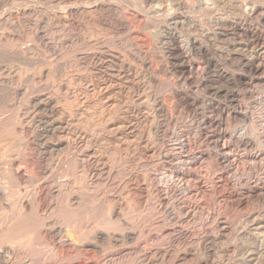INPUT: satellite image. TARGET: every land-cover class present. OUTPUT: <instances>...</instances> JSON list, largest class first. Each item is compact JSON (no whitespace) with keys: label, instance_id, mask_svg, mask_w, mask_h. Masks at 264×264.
Wrapping results in <instances>:
<instances>
[{"label":"bare ground","instance_id":"bare-ground-1","mask_svg":"<svg viewBox=\"0 0 264 264\" xmlns=\"http://www.w3.org/2000/svg\"><path fill=\"white\" fill-rule=\"evenodd\" d=\"M5 1L7 2V0H2L1 2ZM63 1L59 0V2ZM90 1L70 0V3H62L65 5L63 6L66 14L70 17L69 20L63 22L50 21L48 16L47 20L49 21H0V90L9 88L13 91L12 95H16L17 97L15 102L12 103L16 107L17 114H13L14 110L13 113L11 111L13 116L10 113L7 116V111L10 112L9 110H12L11 107L0 106V264H7L12 259H15L16 257L13 258L15 254L26 257L30 253L31 250L28 251L26 248L27 236L31 237L32 240H37V243L35 241L33 243L38 244V249H35L36 247L34 248L36 251L38 250V253L34 249L32 250H34V254L37 253L38 255L35 254L34 256L32 254L33 251H31L33 256L30 255V257H36L37 259L39 256L41 258V261L39 260L41 264L48 260V263H50V260L53 263L56 258L55 256L58 254L56 253L58 251H56V255L54 256V248H57L54 246V243L63 242H69L74 250L84 245H91L97 250L99 254L96 255L100 257L99 259L96 257V260H92L94 257L92 259L89 257L90 260H81L82 262L80 264H126L125 259L132 256L134 258L133 264H165L168 261L170 264H235L238 261L235 259L236 248L231 259H221L223 258L220 255L221 251L226 247V243L224 244V248L222 246L227 233V227L222 217L217 214V216L210 215L209 212L205 214V211L209 209L208 202H210V198L208 199V196H213L217 191L220 192L224 184L223 180L225 179H223V163L221 164V159L218 157V154L212 155L211 153L209 155L206 154L207 152L205 153L201 150L193 156L189 166L179 167L176 162L179 156L175 153L176 150L170 147L169 143L165 140V132H167L166 129L169 127L170 129H174L179 125V120H181L179 115L182 114V111L191 109H194V116L193 114L192 116L194 118L195 128L193 126L191 127V125H189L190 127L187 126L189 128L186 130V140L188 141L189 151L200 146L201 141H203H200V136L203 132L205 133L209 128L213 127L218 131L217 129H219L218 127L222 121V111L219 108L216 109L217 106L215 107L217 117L207 116L205 107L203 109L201 108V110H195V107L199 103V97L192 91L193 88L190 89L191 85L195 83L205 84V81H203V78L202 80L201 78L198 80L199 74L197 75V69L195 70L193 64L197 63L200 67V72L205 75L212 71L216 79L222 81L233 80V74L223 70L224 65L222 67L223 69L218 65L216 56L219 48L222 49V47L219 46L217 38L221 34L223 35L225 32L224 28L226 29L227 27L232 30L234 35L242 34L247 36V38L250 37L248 40L257 38L258 41V33L250 25L246 26V28H242L243 26L240 27V21L230 23L226 21H177L178 17L175 15L176 12L174 11L175 13H173L171 11L173 9L169 6H167L168 8H164L165 6L163 7L162 4L161 6L153 2L155 6L152 5L153 7L148 9L144 16L155 18L156 20L162 19L164 21L141 20L139 27L154 34L153 36L162 34L166 41L172 42L170 43L171 45L165 47L167 53L172 57L173 62L171 61L172 63L166 66L156 60L157 56L156 58L153 56V60L151 59V61L154 69L151 73L150 68L148 69L149 66H147L148 62L140 58L141 56L134 62L131 60V55H135L139 47V43H136L138 46L133 43L134 41L132 42L131 40L133 36L130 37L129 35L130 32L135 30L132 28L133 25L131 26L129 24L128 28H124L118 26L119 24L112 27L113 25H110L107 21H80L81 17L88 15L91 17L94 12L96 13V5L92 4L96 0H93L94 2ZM133 1L131 0L127 4L130 3L129 5H131ZM149 2L151 3V0ZM143 3H146V1L143 0ZM136 9L138 8L136 7ZM248 10L249 15L253 16L257 13L258 8L253 6L248 8ZM137 12L139 13L140 11ZM136 14L135 16H137ZM72 16L75 18L73 19ZM85 22H90L92 25L91 31L89 30L90 35L85 34V30L87 29ZM132 22L135 23L134 21ZM141 23L143 24L142 26ZM203 23H207L209 28L204 29L205 24L203 25ZM182 27H187V32L184 33V31V34L182 32L180 34L177 31L178 28ZM194 30H199L200 32L205 31L206 34H210L209 36L212 39L210 42L201 39V37L198 39L191 35ZM146 37L149 36L146 35ZM145 39L147 40V38ZM34 40H37L36 44L38 42V45L32 44ZM99 40H101V43L98 42ZM103 40L105 41L102 42ZM144 43L142 44L144 45ZM161 43L163 44L162 40ZM253 43L255 46V42L253 41L251 46H253ZM124 44L128 45L130 50L123 51L126 46L124 49H120H123L122 52L115 53L112 51V48L119 49V46H125ZM145 44L147 45L148 43ZM164 44L167 45L166 43ZM230 51L229 54L232 53ZM226 54L228 55V53ZM133 57H136V55ZM260 61L262 64L264 63V60L260 59ZM228 62L230 64L232 61ZM125 63L128 64L127 67H131L128 73L125 71ZM168 67L172 72L178 76L182 75V77L181 79H176V77L175 79L171 78L174 81H167L169 79H166L165 89L167 93L165 97L171 103L167 108L159 98V91L161 90L157 89V85L160 86L161 84L158 83L159 78L157 79V77L159 76H156V73L162 72L164 74V69ZM243 67L247 70H259V67H254L253 64L248 62L245 65L243 64ZM73 70L80 74H72L76 73ZM65 73H67L66 75L69 78H73L76 75L74 80L78 82V86L76 85L75 90L71 89L70 84L65 83L66 85H64L65 81L62 82ZM243 83L247 84V81ZM42 84L45 86L44 88L41 87ZM30 85L32 89L35 88L36 91L34 90V93L29 92L31 91L29 88ZM161 87H164V85ZM195 87L198 89V86ZM12 91L8 90L10 92L9 94ZM12 95L11 97H13ZM247 95L250 94L247 93ZM3 97H7V95H3ZM139 97L145 100L147 106L143 107L142 120L138 119L140 117H135L137 119L135 120L137 121L135 127L133 129L131 128L130 131L127 129V132L124 123L128 119H132V115L136 112L134 107L136 103L139 102L138 105L140 103L141 105L143 104L142 101H139ZM165 97L163 96V98ZM2 98H0V101ZM8 99L10 100V97ZM11 99L13 100V98ZM111 99L112 101L107 104L106 102ZM237 100L236 95L231 93L229 118L233 121L239 120L247 122V115L249 113L246 111L248 113L246 115L238 111ZM5 101L10 103L8 100ZM126 102L130 104L123 109V105ZM122 109L125 112L123 114L120 113V117H117L118 119L115 118L114 115ZM179 111H181L180 114ZM113 116L115 119L113 118L112 121L116 120V122L114 121L115 123L108 124L109 118ZM128 121L130 123V120ZM253 123L250 120L249 126L253 127ZM233 126L235 125L233 124ZM244 129L237 128V126L232 128L226 134L227 143L233 146V148L238 147L240 144L243 145L242 147H251L255 141L251 137H246ZM220 132L219 135L221 136L222 133ZM95 135L100 139V145L97 147L91 144ZM253 139L255 140V136ZM66 151L74 153L71 154L72 157L68 164H64V161H62L64 157L63 152ZM76 151H79V153L77 152L76 154ZM209 160L218 169V171L216 170L217 174L215 172V176H212L210 173V167L212 166H210L211 163H209ZM139 161H142V163L145 162L148 168L165 170V172H168L169 177H176L180 181H183L184 187H178L176 182L169 183L170 185L167 184L168 186L162 188L160 186L162 183L158 185L149 182L152 180L147 179L146 173H142V175L140 173L135 174L133 171L134 168H131L134 174H130L132 171H129V175L124 179L125 181L121 180L124 181L125 185H123L127 188L126 193L124 192L126 195L121 193L123 196L132 194L134 195L133 199L127 197L130 200L126 199V201L122 202L124 198L122 201H119L107 198L106 196V198H103L101 194L99 195L102 197H96L98 194L96 195L95 193L93 197H90L92 195L86 197L84 190L87 192L94 189L97 190L95 188L96 186L93 189L96 178L99 179V177L101 178L103 176H106V178L109 177L110 172L121 162L126 167H134L140 163ZM118 165L117 167H119ZM62 167L67 170L64 173H71L73 176H69L71 178L67 179L68 175L64 174L67 178L63 175L64 180L59 183L58 180L60 178H56L55 175ZM96 170H98L97 173ZM54 177L59 183H56L57 181L55 182L58 186L53 185L54 183L52 181ZM39 184L43 185L44 195L42 192H38V189L35 190ZM76 184L84 187L80 188V190L84 189L81 191L85 192V197L82 196L81 192V194L75 192L69 193L70 190L68 188ZM117 184L119 183L115 185L118 186ZM169 186L172 188L170 189ZM260 188V191H262L264 185ZM174 189L175 194L177 192L178 194L175 195L173 193ZM64 191H67L65 197L63 196ZM27 193L31 200L25 202L26 200L23 201L25 199L24 195ZM39 193L43 196V201L40 198L42 202L39 199ZM15 194H20L22 195L21 198L23 197L19 202L17 200L18 207L14 205L15 202L10 203L13 200L10 201V199L15 197ZM61 198L63 199L62 202ZM149 203L151 206H149L150 209L147 215H150V220H154L148 224L144 222L146 216L144 220H141L140 217L143 218L144 215L142 216L141 213L140 216L135 211L138 209L141 211ZM40 207L42 211L38 212V208L40 209ZM129 209L134 211L130 213L132 216H126L125 214ZM31 213L35 214L34 217L30 216ZM204 214L206 218L204 217L205 221L203 223L201 222L202 226L200 229L197 227L199 231L192 233L189 229L191 226L188 228V225L193 222L195 224V221ZM160 217L162 218L160 219ZM41 229L45 234L44 240L46 237L51 239V248L44 245V243L48 244L47 240H45L47 243L40 242ZM72 233H75V235H72ZM246 235L249 234L246 233ZM139 237L144 238V243L141 244L138 242ZM187 239L189 240L188 242L185 241ZM159 242H163V244L158 245ZM50 251L51 253H49ZM261 253L255 258H252V260H258V263L262 262L264 264L263 253ZM85 255L83 254V256ZM66 256L65 259L67 258ZM69 257L71 259L67 260L72 261L74 258L72 255ZM30 260L24 258L21 264H31L32 261ZM58 260L63 261L61 258ZM130 260L132 259L130 258ZM34 261L32 264H40V262L34 263ZM127 261L130 262L129 260ZM17 264H20V262Z\"/></svg>","mask_w":264,"mask_h":264},{"label":"rangeland","instance_id":"rangeland-1","mask_svg":"<svg viewBox=\"0 0 264 264\" xmlns=\"http://www.w3.org/2000/svg\"><path fill=\"white\" fill-rule=\"evenodd\" d=\"M1 1L2 0H0V21H45V20L46 21H49V20L51 21L52 20V21H62L63 22V21L69 20V18H70L66 14V12H65V8H64L65 5L62 4V3H65V4L70 3L69 2L70 0H68V1L67 0H64L63 2H59V0L58 1L57 0H10V1L7 0V2L5 1L6 3L5 2H1ZM130 1L129 0L128 1L127 0H104V1L103 0L102 1L100 0V2H99V0H96L95 1L96 3H95L92 0L90 2H94L92 4H95L96 5V8H95L96 13L94 12L92 16L90 15L91 17H89V15L88 16H83V17L80 18V21H107L110 25H113L112 27L116 26V24L117 25L119 24L118 26H121V27H124V28L125 27L128 28L129 24H131V26L133 25L132 28L135 29L136 31L134 30L135 32L134 31L133 32H130L129 35H130V37L133 36L132 38H134V39L131 38L132 42L134 41L133 43H135V44L136 43H139L138 44L139 45V47H138L139 50L137 49V52L135 53L136 57H133V56H135L134 54L131 55V60H132V62H134V61H136V59L138 57L141 56L140 58H142V59L146 60V62H148V65L147 66H149L148 69L150 68L149 69L150 72L153 71V69H154V65H153V63L151 61V59L153 60V56L155 58L157 56L156 60L159 61V62H161L163 65L165 64L166 66L167 65H170L173 62L172 57L166 51V47L169 46V45H171L170 43H172V42H170L168 40L166 41L165 38H163L162 34H159L160 36L158 34H156L155 36H153L154 34L149 33L146 30H143V29H141V27H139V25H140L139 22H141V20L142 21H144V20H146V21H161L162 20V19L161 20H159V19L156 20L155 18H149V17L144 16L145 13H146V11L148 9L152 8L153 6H155L154 5L155 3L157 5H161L162 4L163 7L165 6L164 8H168L167 6H169L171 9H173L171 11L173 13L176 12L175 15H176V17H178L177 21H179V20L180 21H204V22L205 21H226L227 23L234 22V21H240V27L243 26L242 28H246V26L250 25V26L254 27V31H256L258 33V36H259L258 41H257V38H251V40L250 39L248 40V38H250V37L247 38V36H244L242 34H240L241 36L239 34H235L234 35L233 32H232V30L229 27H227L226 28L227 30L224 28L225 32L223 33V35L221 34L220 37L217 38V42H218L219 46H221L222 49H223L222 50L221 48H219L218 53H217V56H216V58L218 60V65L221 68L224 65L225 67H223L224 69L223 68L222 69L225 70L227 73L233 74V77H234L233 80H229V81H224L223 80L222 81V80L216 79L215 76H213L212 71H210V73L208 72V74H206L207 75L206 76L205 74H203L202 72H200L201 70H199L200 67H199V65L197 63H194L193 64L195 70L197 69V71H196L197 75L199 74L198 75V80H200V78L202 80V78H203V81H205V84L204 83H195V84L191 85V88L190 89L193 88L192 91L195 93V95H197L199 97V103L195 107V110L196 109L201 110V108L203 109L205 107L204 109H206L207 116L209 115V116L217 117V111H216V109L219 108L220 111H222V121H221V125L218 127L219 129H217L218 131H216L215 128L213 127V128H209V130H207L205 133L203 132L201 134V136H200V141L203 140L204 142L201 141L199 147H195L192 151H189L188 144H187L188 141L186 140L187 139V136H186V134H187L186 132L187 131L186 130L190 127L189 125H191V127L193 126V128H195L194 127L195 126V122H194V118H193V116H194L193 110L194 109L185 110V111H182V112L179 111V114H180V112L182 113V114L179 115L180 116V119H181V120H179L180 123L174 129L173 128L170 129V127L168 129H166L167 132H165V138H166L165 140L167 141V143H169V146L170 147H172L174 150H176L175 153H177V155L179 156V159L176 162H177V165L179 167L189 166V163L192 161L193 156H195L201 150L203 152H205V153L207 152L206 154H209V155L211 153H212V155H214V154L217 155L218 154V157L221 159V164L223 163V165H222V167H223V174H224L223 175V179H225V180H223L224 181L223 182L224 184H223V187L221 188V189H223V191H221V189H220V192L217 191V193L213 194V196L212 195H209L208 196V199L210 198L209 199L210 202H208V199L206 198L207 199V202L209 203V209L207 211H205V214H207V212H209L210 215H215V216L218 215V216H221L223 222L225 223V225L227 227L226 238H225V241H224L223 246H222L223 248L226 246L224 248L226 251L224 249H222L220 255L223 258H221L220 255H219V257L221 259H223V260L231 259L232 254H234V249L236 248L235 249V252L238 255L235 253V259L238 260V261H236L235 264H241V261H242V264H245V263L246 264H250V263L251 264H263L260 261L262 259L259 260V262H261V263H258V260H252V258H255L256 256H258L259 253H261V252L264 254V243H263L264 242V240H263L264 239V218H263V216H264V194H263L264 193V189L262 191H260V189H261L260 187H262L264 185L263 184L264 183V63L262 64L261 61H260V59L264 60L263 59L264 58V0H250V1L249 0H238L237 3H236V0H151V3L149 2L150 0H145L146 3H143V4H142V1L143 0H134V1L132 0L133 3H134V4L131 3L132 6L129 5L130 3L127 4ZM153 2H155V3H153ZM239 2H242V3L239 4ZM249 2L252 3V4H250ZM135 3H137V4H135ZM148 4H149V6H148ZM128 5H129V7H128ZM135 5H136V7L138 9H136ZM179 5H181V6H179ZM240 6H242V7H240ZM253 6L257 7L258 10H257V13H255V15L252 16V15H249V12H247V11H249L248 8H251ZM237 8H238V10H237ZM174 9H176V10H174ZM137 11H140L139 12L140 14ZM142 13H143V15H141ZM135 14L137 16H135ZM47 16L50 18L49 20H47V18H48ZM74 18L75 17H73V19ZM132 21H134L135 23H133ZM162 21H164V20H162ZM165 21H168V20H165ZM169 21H171V20L169 19ZM58 25H60V24H58ZM88 25H90V26H88ZM134 25L136 26V28H134L135 27ZM142 25L143 24L141 23V26ZM203 25H204V27H203L204 29L209 28V25L207 23H203ZM85 27L87 28L85 30V34L88 35L90 33V31H91L92 25H91L90 22H85ZM228 28H229V30H228ZM177 31L180 34H181V32H182V34H184V33L187 32V27L178 28ZM210 31H211V29H210ZM140 32L141 33L143 32L142 35H141ZM193 32L191 33V35L192 36H195L198 39H200V37H201V39H205V40H207L209 42L212 39V37L209 36L210 34L209 35L206 34L205 31L204 32H200L199 30H197V31L194 30ZM196 33H199L200 35L199 34H196ZM225 34H227V35H225ZM146 35L149 36V37H146ZM231 37H233L234 39L231 38ZM236 37H238V38H236ZM260 37H262V38H260ZM145 38H147V40ZM227 38H229V39H227ZM230 38H231V41H230ZM235 38H236V40H235ZM161 40H162L163 44L161 43ZM36 41L34 40V42L32 44L38 45V42L36 44ZM104 41L105 40H103L102 42H104ZM150 41H151V43H150ZM252 41L255 42V46H254V43H253V46H251L252 45ZM98 42L101 43V40H99ZM144 42L145 43H148V44L146 45ZM142 43H144V45H145L146 48L143 47L144 45ZM164 43H166L167 45H165ZM229 44H230V46H229ZM124 45L125 46L120 45L119 46V49L112 48V51L115 52V53L116 52H122V50L126 46L127 47L123 51H125V50L127 51V49H129V46L126 45V44H124ZM247 45H249V46H247ZM141 47H143V48H141ZM163 47H165V48H163ZM121 48H123V49L120 50ZM246 48H248V50H246ZM149 49H151V50H149ZM225 50L226 51L228 50V51L226 52ZM242 50H244V51H242ZM145 51H147L149 53H147ZM229 51L232 52V53L229 54ZM233 51H235V52H233ZM115 53H113V54H115ZM226 53H228V55ZM219 54H221V55H219ZM222 54L224 55L223 57H222ZM145 55L150 60L147 59L145 57ZM230 55H231V58L232 59L236 57L235 58L236 60L235 59L232 60L230 58ZM243 57H245L247 59H245ZM228 61H232V62H230V64H229ZM149 62H150V64H149ZM247 62L253 64L254 67H256V66L259 67L258 68L259 70L253 69L254 70L253 71L252 69L251 70L245 69L243 67V64L245 65ZM16 63H18V62H16ZM256 63H257V65H256ZM258 63H260V64L258 65ZM228 64H229L230 67L228 66ZM152 65H153V68H152ZM127 66H128V64L125 63V67H126L125 68V71H127L126 73H128V70H131V67H127ZM234 66H236V67H234ZM236 69H238V70H236ZM73 72H76V71L73 70ZM163 72H164L165 75L162 72H161L162 74L161 73H156V76H159V77H157V79L159 78L158 79V83L161 84L160 86L157 85V89L158 90H161V91H159L160 92L159 93L160 94L159 98L164 103V105L167 106V108H168L171 103L169 101H167L166 100V97H165V95L167 93V91L165 89L166 88L165 87V83L167 81H174L175 77H176V79H181L182 75H179L180 76L179 77L177 74H175L174 72H172V70L169 67L168 68H165ZM66 74L67 73L64 74L65 76L63 77V81L62 82L65 81L64 82V85H66V84L69 85L70 84L71 89L72 90H75V88L78 86V82H76V80H74V79L76 78V75H78L80 73L79 72L72 73V74H76V75L73 76V78H71V77L69 78L68 75H66ZM166 76H167V78H166ZM171 78H174V79H171ZM166 79H169V80L166 81ZM213 80H214L215 84H214ZM66 81L69 82V83H67ZM245 81H247V84L243 83ZM162 84L164 85V87H161V86H163ZM42 85H41V87L44 88L45 86L44 85L42 86ZM210 85H212V86L210 87ZM235 85H236V87H235ZM195 86H198V89ZM204 86H206V87H204ZM29 88L31 89V91H29L30 89L28 90L30 93H32L35 90V88H33V89L31 88V85L29 86ZM5 89H8L9 91H12L9 88H5ZM5 89L3 90L4 92L2 90H0L1 91L0 92V98H2L3 95L4 96L7 95V97H3L1 99L0 106L3 107V105H4V107H6V106L7 107L8 106L11 107L12 110H9L10 112L7 111V114L6 115L8 116V113H10V115L13 116V114L14 115L17 114V111H16V107L13 106L12 103L15 102V100L17 99V97H16V95H12L13 94V91H12L11 94H9L10 92H8V90H6L7 91L6 92ZM164 89H165V91H163ZM218 89H220V90H218ZM198 90H200V91L204 90V91H202L203 92L202 93V92H200ZM206 91H207V93H206ZM210 91H211V94H210ZM6 93H8V94H6ZM231 93H234L236 95V98L238 99L237 100V109H238V111H240L241 113L246 114V115L248 113L250 114V115L249 114L247 115L248 116L247 122H243V121H239V120L233 121V120H231L229 118V116H230V110H231V106L229 104ZM247 93H249L250 95H247ZM202 94L205 95L206 97L203 96ZM11 95L13 97H11ZM163 96L165 98H163ZM8 97H10V100H12L11 98H13L14 101L13 100L10 101L8 99ZM204 97H205V99H204ZM141 98L142 97H139V101L140 102L142 101L143 104L141 105V103H140V105H138L139 102L136 103L137 107H136V105L134 106L135 109H136V112H135L134 115H132V119H128V120H130V123H129L128 120L124 123L126 125L125 126V128H126L125 130L127 132H128V130L130 131L131 128L133 129L135 127V125L137 123V121H135V120H137L135 117H140L138 119L142 120V116H143L142 114H143V111H144L143 107L147 106V104H146L145 100L143 98L141 100ZM3 99H4V101L5 100H8L10 103H7L6 101H5V103H3L4 102ZM136 99H138V98H136ZM110 101H112V99L109 100V101H107L106 103L108 104V103H110ZM205 101H207V102H205ZM208 101H210V102H208ZM8 104H11V105H8ZM128 104H130V103L126 102L123 105V109L126 108L128 106ZM210 104H211V106H210ZM215 107H216V109H215ZM247 107H248V109H247ZM123 109L122 110H119L118 113L116 115H114L115 118L120 117L119 116L120 113L123 114L125 112ZM207 109H210V110H207ZM11 111H12V113L14 111V113L11 114ZM137 113H139V114H137ZM192 114H193V116H192ZM114 116L112 118H109L108 124H113V123L116 122V120H114L115 122L112 121L113 118H114ZM182 116H184V117L182 118ZM252 118H254V119H252ZM183 119L184 120L186 119V120L184 121ZM250 120H252L254 122L253 123V127H250L249 126ZM233 124L235 126H237V128L244 129V127H245L244 130L246 132L245 133L246 134V137L247 136L248 137H251V139L253 141H255V143H254L255 145L253 144L251 147L250 146H247V148L246 147H242L243 145H241V144L238 145V147L236 146L234 148H233V146H230L227 143V141H226V138H227L226 137V134L232 128H235V126H233ZM185 126L186 127L189 126V127L186 128ZM219 131H221L220 133H222L221 136L219 135ZM225 131H226V133H225ZM250 132H252V133H250ZM249 133H250V135H248ZM215 135H216V137H215ZM253 135L255 136V140L253 139L254 138ZM256 137H258L257 138L258 140L256 139ZM91 144L94 147H97V146L100 145V139H99V137L97 135H95V137L92 139ZM196 148L197 149L199 148V149L197 150ZM77 152L79 153V151H76V154H77ZM71 154H74V153H69L68 151L63 152V156L64 157H63L62 161H64V164H68L69 163V160L72 157ZM139 162L140 163H138L134 167H128V166L126 167V165L123 162H121V163H119V165L117 164L119 167H117V165H116L114 167L115 169H113L110 172V174L108 175L109 177H107L108 180H107L106 176L105 177L103 176L101 178L99 177V179L96 178L95 179V183L93 185V189H94L95 186H96L95 188H97V190L94 189L95 192H94V190H91L92 192L91 191L90 192L89 191L87 192L84 189H81V190H84L86 192V197H89L90 195H92L90 197H93V196H95V194L96 195L98 194L96 197L102 195L103 198H106L107 197V198L116 199V200H119V201H122V199L124 198L122 202L126 201V199L130 200L129 198H132L133 199L134 198V195H132V194H131L132 196L131 195L125 196L126 195L125 193L127 191V188H125V186H124L125 185V183H124L125 177L129 175V171L131 172L133 170L131 168H134L133 171H134L135 174H139L140 173L142 175V173L143 174L146 173L147 179L152 180V181H149V182H152V183H155V184H158V185H160L162 183L160 185V186H162V188L168 186L167 184H169V183L171 184V183H176V182L178 184V187H180V188H183L184 187L183 181H180V179H177L176 177H174V178L169 177L168 176V172H165V170H163V169L155 170V169H152V168H148L145 165V162H143V163H142V161H139ZM209 163H211V165L209 164L210 166H212L213 168H215V169H213L212 167H210L211 168L210 169V173L212 174V176H215V172H216V170L218 171V169H217V167H214V163L212 161H210ZM123 164H124V166H123ZM116 169H118V170H116ZM64 171H67V170L62 167L61 169H59V171L55 175L56 178L57 177L60 178V179L58 178L59 179L58 180L59 183H61V181L64 180L63 178H64L65 175H68L67 176L68 178L65 176V178H67V179H70L73 176L70 173V171H68V173H70L71 175L64 173ZM133 171L130 174H134ZM97 172H98V170H96V173ZM216 174H217V172H216ZM69 176H71V177H69ZM153 176H154V178H153ZM55 177H54V179H53L52 182L54 183L53 184L54 186L55 185L58 186L56 184V183H58V181H57V179H55ZM61 177H62V180H61ZM120 177H121V179H120ZM122 177H124V178L122 179ZM150 177H151V179H150ZM169 179H171L172 181L169 180ZM96 180H97V182H96ZM121 180H124V181H121ZM98 182H100V183H98ZM116 183H119V184H117L118 186L115 185ZM140 183H142V182H140ZM100 185H101V187H100ZM37 187L38 188H35V190L38 189V192H42V194L44 195L43 188H42L43 185L42 184L41 185L39 184ZM80 188H84V187L81 186V185H78V184L74 185L73 187H69L68 188L70 190L69 193L70 192H73V193L75 192L77 194L78 193L79 194L82 193V196H84L85 195V192L84 191H81ZM114 188H116V189H114ZM169 188L171 189L172 187L169 186ZM75 189L77 190V192H76ZM64 192H63V196L65 197L67 191H64ZM121 192L123 194H125V195L123 196V194ZM222 192H224V193H222ZM28 193H30V192H28ZM28 193L24 195L25 199L23 201L26 200L25 202H28L29 200H31V199H29V194ZM173 193L175 194V189H174V192ZM39 194L41 196V197L39 196V199L40 198L42 199L43 198L42 194L41 193H39ZM87 194H88V196H87ZM99 194H101V195H99ZM176 194H178V192ZM26 195H28L27 196L28 198L26 197ZM221 195H222V197H220ZM16 196H17V198H15ZM21 196L22 195H20V194H15V197H12L10 199V201L12 199L13 200L15 199V201L12 200L13 202L12 201L11 202L9 201V202L10 203H14L15 202L14 205H16V207H18L17 205H18L19 200L20 199L22 200V198H23V197L21 198ZM64 197H62V198H64ZM118 197H119V199H118ZM127 197H129V198H127ZM225 197H226V199H225ZM30 198H32V197H30ZM62 198H61V202L63 200ZM41 199H40V201H41ZM17 200H18V202H17ZM42 201H43V199H42ZM211 202H212V204H211ZM212 205H213V208L214 209L212 208ZM147 206L149 207V206H151V204L149 203ZM147 206H146V208L145 207L142 208L141 211H139L140 209L136 210L135 213H139L140 216H141V213H142V216L144 215L143 218L140 217L141 220H144L145 219V216H146V219H145L146 221L144 220V222H147L149 224V223L153 222L154 219L150 220L151 219L150 215L149 214L147 215V213L149 212V209H150V207L148 208ZM147 208H148V211H147ZM215 208L216 209L218 208V209L216 210ZM131 210L129 209L127 211V213L129 211H131ZM142 210H143V212H142ZM40 211H42L41 210V207H40V209L38 208V212H40ZM211 211H212V213H211ZM132 212H134V211L132 210L128 214L127 213H125V214H126V216H132V214H130ZM144 212H146V213H144ZM139 214H138V216H139ZM205 214L202 215L198 220H196L195 221V224L193 222V223H190L191 225L190 224L188 225V228L190 226L192 227V228L191 227L189 228L192 233L193 232L196 233V232L199 231L200 227L202 226V223L205 221V219H204ZM34 215H35L34 213H31L30 214V216H33V217H34ZM148 217H150V218L147 219ZM161 218L162 217H160V219ZM236 221H237V224H236ZM147 223H144V224H147ZM254 226H256V227H254ZM244 230H245V234H244ZM230 231H231V233H229ZM42 232H43V230L41 229V231H40V233H41V235H40V239H41L40 242L42 241L43 243L44 242L47 243V241H48V244H45L44 243V245L45 246H49V248H51L52 247V246H50V245H52L51 239L48 238V237H46L45 240H47V241H45L44 240L45 234H44V232L43 233ZM246 233L249 234V235H246ZM73 234L75 235V233H72V235ZM242 235H244V236H242ZM41 236L43 237V240H42V237ZM249 236L252 239H250ZM26 238H27L26 239V245H27L26 248H27L28 251H30V250L33 251V253L31 251H30V253L27 251L29 253L28 254L29 256L26 255V257L17 256V254H15L13 258L16 257L17 259L16 258L15 259H12L7 264H12V263L13 264H17L18 262H20V264H21L22 259H24V258H26L28 260L31 259L30 261H32V262L35 260L34 263L35 262L37 263V262H40L41 261L40 260L41 258H39V256L37 257V259H36V257L32 258L33 255L34 256H35V254L38 255L37 254L38 253L37 252L38 250L37 251L35 250V249H38V244H36L37 243V240L36 241L35 240H32L31 237H29V236H27ZM141 238L142 237H139V239L141 240V242H140L139 239H138V242L142 244V243H144V238H142V239ZM31 240H32V242H31ZM33 241H35L36 243L35 242L33 243ZM185 241L188 242L189 240L187 239ZM40 242H39V244H40ZM28 244H30L29 247H28ZM54 244H55L54 246L57 247V248H54V256L56 255V253H58L55 256L56 257L55 260L53 261V263H52L51 260H50V263H48L49 262V260H48L46 262H42V264H51V263L52 264H63V262H64V264H70V263L71 264H74V263L75 264H80L82 261H84V260H90L93 257H94V259H92V260H96L97 258L98 259L100 258V257H97L98 255H96V254H99L97 252V250L94 249L91 245L81 246L82 248L80 247L79 249H76L78 251L77 252L76 250H74L73 246L69 244V242L68 243L67 242L54 243ZM160 244L162 245L163 242H159L158 243V245H160ZM224 244H225V246H224ZM237 248H239V249H237ZM254 248H255V250H254ZM32 249H34L35 252H37V253L34 254V250H32ZM252 249H253V251H252ZM246 250L247 251L249 250V251L247 252ZM47 251H48V248H47ZM56 251H58V252H56ZM231 251H233V252L231 253ZM59 252H60V254H59ZM239 252H240V254H239ZM246 252H247V254H246ZM49 253H51V251ZM78 254H79V256L81 255L80 257L82 259L78 256ZM83 254H86V255L83 256ZM228 254H229V256H227ZM263 254H262V256L264 257ZM30 255H32V256L30 257ZM60 255H62V256H60ZM65 255H67L66 256L67 257L66 259H65ZM71 255L74 257V258L73 257L72 258L75 259V260H73V259H72V261L71 260H67V259H71L69 257ZM76 255H77V257H76ZM236 256H237V258H236ZM59 257L63 261L58 260V259H60ZM86 257H88V258H86ZM89 257H91V258L89 259ZM132 257H130L132 260H130V258L125 259V263L126 264H131V263L133 264V262H134L133 259L134 258H132ZM64 259H65V261H64ZM66 260H67L68 263L66 262ZM127 260H129L130 262H128ZM248 261H249V263H248ZM32 262H31V264H32ZM166 263L167 264H170L169 261L168 262H165V264ZM40 264H41V262H40ZM160 264H164V263H160Z\"/></svg>","mask_w":264,"mask_h":264}]
</instances>
